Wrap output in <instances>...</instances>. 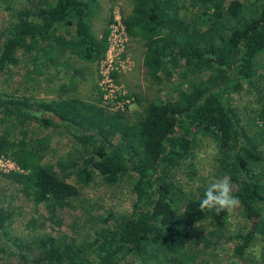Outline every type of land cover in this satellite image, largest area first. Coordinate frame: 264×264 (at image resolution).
<instances>
[{"label":"trees","instance_id":"obj_1","mask_svg":"<svg viewBox=\"0 0 264 264\" xmlns=\"http://www.w3.org/2000/svg\"><path fill=\"white\" fill-rule=\"evenodd\" d=\"M129 1L124 28L143 44L146 73L166 96L157 95L130 121L74 97L2 95L0 117L20 135L0 132V156L32 172L18 177L35 204H44L48 221H61L68 202L78 199L72 179L83 186L97 177L110 186L126 182L131 209L95 215L76 236L41 232L29 241L9 238L0 206V264H190L194 249L207 248L227 224V212L200 211L206 188L191 196L176 180L182 167L193 169L205 136L216 146L215 175L230 177L248 223L227 238L233 255L243 259L259 236L254 264H264V85L255 79L264 52V0ZM27 3L0 34V72L23 57L59 75L66 51L87 63L103 60L108 32H94L96 0ZM75 82L68 76L69 87ZM245 88L259 106L258 122L253 117L250 125L233 105V94ZM39 127L72 136L59 167L36 163L38 145L49 139L38 138Z\"/></svg>","mask_w":264,"mask_h":264},{"label":"rangeland","instance_id":"obj_2","mask_svg":"<svg viewBox=\"0 0 264 264\" xmlns=\"http://www.w3.org/2000/svg\"><path fill=\"white\" fill-rule=\"evenodd\" d=\"M27 2L28 0H0V34L4 32L13 12L26 6ZM131 9L129 0H96L92 15L94 32L98 37L105 31L108 32L107 48L110 42L114 48L121 43V51H117V56L112 52L109 57L113 59L109 77L111 81L107 82L103 76L108 64V59L105 58L96 63H87L66 51L61 58L66 65L58 75L53 68L48 71L42 63L31 64L21 57L17 66H10L0 72V96L25 95L44 102L74 97L79 101L94 102L108 112L121 113L128 116L130 121L135 120L149 101L157 95L166 96L167 93L165 87L156 85L146 73L143 44L130 38L124 28L122 20L131 13ZM256 65L255 79H259L264 85V52L259 54ZM68 76L76 81L73 89L69 87ZM233 101L238 116L243 119V123L250 125V119L254 117L253 111L259 109L253 95L245 88L233 94ZM254 120L257 121V117ZM36 125L34 124L35 127ZM0 132L7 133L10 137L20 135L10 121L3 117H0ZM38 135V138L47 136L49 139H45V146L38 145L36 163L51 162L59 167L71 147L72 136L62 129L53 130L51 127H39ZM216 153L213 141L207 136L202 137L193 169L185 166L177 172L176 180L186 193L197 196L217 178L214 169ZM31 174L30 170L22 169L13 159L0 156V206L5 208V230L12 240L19 238L30 241L32 236L41 232L53 236H76L82 222L108 210L115 213L129 212L134 199L124 181L110 186L97 177L95 182L83 186L72 179L70 182L78 188L79 197L68 202L61 221L51 222L46 219L44 204H35L33 198L24 191L23 178L18 177ZM227 214V224L222 234L207 248L200 245L194 249L196 257L190 264H254L258 260L261 250L259 236L243 259L234 257V242L227 238L246 230L248 223L241 216L240 205Z\"/></svg>","mask_w":264,"mask_h":264},{"label":"clouds","instance_id":"obj_3","mask_svg":"<svg viewBox=\"0 0 264 264\" xmlns=\"http://www.w3.org/2000/svg\"><path fill=\"white\" fill-rule=\"evenodd\" d=\"M234 186L229 176L214 178L206 187L199 202L200 211L231 212L239 207L240 200L234 194Z\"/></svg>","mask_w":264,"mask_h":264},{"label":"built area","instance_id":"obj_4","mask_svg":"<svg viewBox=\"0 0 264 264\" xmlns=\"http://www.w3.org/2000/svg\"><path fill=\"white\" fill-rule=\"evenodd\" d=\"M117 51H121V43L120 44H116V48L112 47V44L110 42L109 48L106 49V53H105V59H108V64H107V70L105 73H103V76L105 77V80L111 81V79L109 77H111V71H112V65H113V59L111 57V59H109L110 55L112 52H115V56H117ZM103 58V59H104Z\"/></svg>","mask_w":264,"mask_h":264},{"label":"water","instance_id":"obj_5","mask_svg":"<svg viewBox=\"0 0 264 264\" xmlns=\"http://www.w3.org/2000/svg\"><path fill=\"white\" fill-rule=\"evenodd\" d=\"M49 114H50V116L53 117L55 120H57V121L59 120L56 116L52 115L51 113H49ZM45 115H46V114H45ZM45 115H44V116H45Z\"/></svg>","mask_w":264,"mask_h":264}]
</instances>
